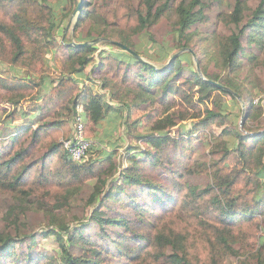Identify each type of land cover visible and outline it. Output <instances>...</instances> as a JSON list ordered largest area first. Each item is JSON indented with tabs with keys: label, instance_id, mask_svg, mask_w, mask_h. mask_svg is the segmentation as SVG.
Listing matches in <instances>:
<instances>
[{
	"label": "trees",
	"instance_id": "trees-1",
	"mask_svg": "<svg viewBox=\"0 0 264 264\" xmlns=\"http://www.w3.org/2000/svg\"><path fill=\"white\" fill-rule=\"evenodd\" d=\"M78 2L69 0L62 15ZM81 3L74 26L82 24L81 35L57 40L51 0H0V60L36 68L44 44L59 43L68 66L47 88L43 77L0 73L3 99L13 107L6 124L25 101L35 112L0 146V264H226L242 255L238 264H264V110L252 90L264 93V0H211L215 16L203 0ZM212 17L209 30L197 27ZM145 32L157 45L156 63L137 48ZM99 39L117 49L103 53ZM97 51L102 90L126 108H156L146 113L147 131L135 133L146 141L141 157L128 156L121 169L118 151L104 153L99 142L111 140L99 129L113 103L91 85L80 93L74 75ZM227 95L245 101L238 120L241 104L237 115ZM78 104L91 137L81 160L61 141L73 134ZM88 187L80 206H89L88 219L73 226L59 220ZM50 235L58 255L38 246Z\"/></svg>",
	"mask_w": 264,
	"mask_h": 264
},
{
	"label": "rangeland",
	"instance_id": "rangeland-1",
	"mask_svg": "<svg viewBox=\"0 0 264 264\" xmlns=\"http://www.w3.org/2000/svg\"><path fill=\"white\" fill-rule=\"evenodd\" d=\"M82 0H79L78 3H80V8L76 9L68 14V16L62 15L64 11L67 10L69 7L68 4L69 0H51V2L54 5V8L56 10V25L52 30L53 35H56V39L58 40L59 36L64 33L65 36H70V37H77L78 32L79 35L80 29L82 28V24L79 26L80 29H74L75 26V20L77 18V15L82 7L81 3ZM84 1V0H83ZM204 5L207 6L205 9H210L212 13L215 16V9L211 8V0H203ZM67 5V8H66ZM78 5V4H77ZM63 7H65L63 9ZM74 13V14H73ZM209 21L206 22L200 21L197 25V27L202 30L206 31L209 30L207 29V26L212 28L213 24L215 23L213 17L211 19H208ZM72 37V38H73ZM61 41V40H60ZM59 43H50L44 44V50H43V56H42V61L39 67H34V68H24V67H19V66H14L11 64H7L6 61L0 60V73L1 75L6 76L7 78H10L13 76V78H20V79H28L27 75L34 77L35 80L39 81V78L43 77L45 80L46 85L43 86L44 88H47L53 80L57 83L59 77L62 74L67 73V65H65V59L63 57L62 51L58 46ZM94 44L99 48V50H102L103 53H106L109 50H116L117 48L112 46L110 43H104L102 40H97L94 42ZM156 44L152 43L147 32L143 33L139 37V42L137 44V48L141 52V57L150 61L151 63H156L159 55L156 54ZM100 56V53L97 51L91 58L88 60L86 63L83 72H76L74 75L79 77V87H80V93L83 90L84 86L86 85H91L93 89L97 92L104 93L105 94V100L108 103H113L114 109L115 110H109L107 113L106 117L103 119L99 133L101 134L104 132L105 134L109 135L111 137V140H108V138H104L103 141L99 140L101 143V150L104 151V153H108L113 151L114 149L118 151L117 157L120 162V169L125 168L129 164V158L128 156H137L141 157V153L143 151L142 147H145L146 141L142 137H138L135 133L136 132H141V131H147L146 126H145V118H146V113L150 112L151 114H154L156 112V108H148L145 111L142 109H136L133 104L129 105V108L124 107V104L122 101H120L118 98L113 96V94L109 90H102L100 87L101 79L100 75L101 72L96 66L98 62V57ZM169 60V59H168ZM12 67V68H11ZM198 67V66H197ZM87 73L88 78H85V74ZM259 74V73H258ZM223 75V74H222ZM11 79V78H10ZM247 88H250L247 86ZM247 88H242V89H247ZM255 94L253 96V102L255 103H262L264 100V93L259 92L258 89L254 88L252 89ZM42 91V90H41ZM5 92V89L3 87H0V146L10 134L18 129L17 127L28 119H31L34 115L35 112L31 110V107L29 105V101H25L23 103L22 111H24L22 114L16 113L15 118L13 121H11V124H6V114L13 109L10 103L4 101L3 99V94ZM81 96V95H80ZM78 96V98L80 97ZM225 99H227V104L230 105V108L234 109V113H237L238 115V106L241 104V112L238 117H236V120L241 117V115L244 114L246 110V105L245 101L243 98L238 97L237 99H234L230 95L224 96ZM131 103V102H129ZM157 107V106H155ZM128 109V110H126ZM264 116V112L262 113V117ZM138 119V123L136 126L131 127L130 131H126L128 128V125L130 122H132L135 119ZM10 119V118H8ZM85 124L87 123V120H84ZM188 121L185 122V125H187ZM215 127V126H214ZM216 128V133L220 132V128ZM71 132L74 131V123H71ZM171 133L174 135V129L172 128L170 130ZM103 136V135H102ZM226 139H228L230 145L235 143V140L230 136V135H224ZM68 137H61V141L66 139ZM91 139V137H89ZM95 139V138H94ZM116 141H114V140ZM99 143L97 139H95ZM203 144L208 150L209 148V138L208 137H203ZM130 145H136L138 148L132 149L130 152L126 151V146ZM94 153V151H93ZM32 158L39 156V152H34L30 155ZM209 156V153L207 154ZM117 176V175H116ZM115 179V178H114ZM116 179L119 181V177H116ZM90 183L93 184V181H89ZM92 188L88 187L87 189L83 190L82 193L78 196V198H75L72 200V208L71 210H68L66 214H62L59 216V220H64V218L67 217L66 221L68 223V226H73L74 224L77 223L79 220H86L88 219V209L89 206H86L84 209L81 208L80 206L85 204V199L89 196L91 193ZM105 211V209H103ZM72 212V213H71ZM88 212V215H87ZM71 213V214H70ZM83 214V215H82ZM257 222H260V217H256ZM261 230V228H260ZM38 246L44 250L47 251L48 253H52L55 255H58L60 253V249L58 247L57 241L54 236L50 235L47 237H44L39 240ZM245 258L244 255L242 256H230L228 257L226 264H238L241 259Z\"/></svg>",
	"mask_w": 264,
	"mask_h": 264
},
{
	"label": "built area",
	"instance_id": "built-area-1",
	"mask_svg": "<svg viewBox=\"0 0 264 264\" xmlns=\"http://www.w3.org/2000/svg\"><path fill=\"white\" fill-rule=\"evenodd\" d=\"M261 105L264 110V100ZM84 120L85 117L82 113V107L78 104L76 106L73 134L62 141L63 147L68 151L70 156L76 160H81L87 156L91 144V139L85 133Z\"/></svg>",
	"mask_w": 264,
	"mask_h": 264
},
{
	"label": "water",
	"instance_id": "water-1",
	"mask_svg": "<svg viewBox=\"0 0 264 264\" xmlns=\"http://www.w3.org/2000/svg\"><path fill=\"white\" fill-rule=\"evenodd\" d=\"M80 5H81V4H80V3H78V5H77V8H80Z\"/></svg>",
	"mask_w": 264,
	"mask_h": 264
}]
</instances>
